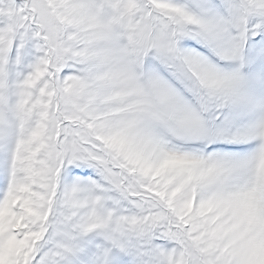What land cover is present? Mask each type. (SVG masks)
Instances as JSON below:
<instances>
[{
	"label": "snow or ice",
	"instance_id": "1",
	"mask_svg": "<svg viewBox=\"0 0 264 264\" xmlns=\"http://www.w3.org/2000/svg\"><path fill=\"white\" fill-rule=\"evenodd\" d=\"M0 264H264V0H0Z\"/></svg>",
	"mask_w": 264,
	"mask_h": 264
}]
</instances>
